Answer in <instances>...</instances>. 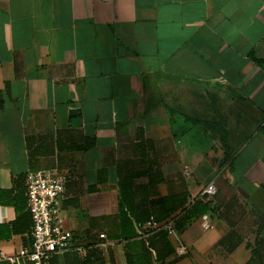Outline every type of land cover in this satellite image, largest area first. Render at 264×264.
Wrapping results in <instances>:
<instances>
[{
  "label": "crops",
  "instance_id": "0c3cea01",
  "mask_svg": "<svg viewBox=\"0 0 264 264\" xmlns=\"http://www.w3.org/2000/svg\"><path fill=\"white\" fill-rule=\"evenodd\" d=\"M36 171L85 249L52 264H264V0H0V264Z\"/></svg>",
  "mask_w": 264,
  "mask_h": 264
},
{
  "label": "built area",
  "instance_id": "2783aa9c",
  "mask_svg": "<svg viewBox=\"0 0 264 264\" xmlns=\"http://www.w3.org/2000/svg\"><path fill=\"white\" fill-rule=\"evenodd\" d=\"M184 173L189 175V168ZM27 201L31 216L32 230L31 242L20 250L16 257L28 260L33 264H52L55 255L76 251L84 255L85 249L74 246V234L64 225L62 213V200L65 192L67 176L52 171H36L27 174ZM214 181L209 182L199 194V198H210L217 194ZM198 198L192 199L193 205ZM204 231L212 229L207 215L202 216L201 222ZM145 226L154 233L165 232L167 235L178 238L174 220L159 222L152 215ZM100 238H106L104 234ZM180 253H186V248L179 241ZM13 260V258H10Z\"/></svg>",
  "mask_w": 264,
  "mask_h": 264
},
{
  "label": "trees",
  "instance_id": "16d2710c",
  "mask_svg": "<svg viewBox=\"0 0 264 264\" xmlns=\"http://www.w3.org/2000/svg\"><path fill=\"white\" fill-rule=\"evenodd\" d=\"M27 179V177H26ZM26 193H27V186H26ZM197 202V201H196ZM196 202L193 205H189V207H186L182 212H187L192 206L196 204ZM16 209L18 211V219L16 226L19 224H23L25 227V232H27L30 236L31 230H32V221H31V216L28 211V201H27V195L25 196V199L22 200L21 206L17 205ZM203 216V215H202ZM150 232H153L150 230ZM159 234L162 232H158ZM165 238V237H163Z\"/></svg>",
  "mask_w": 264,
  "mask_h": 264
},
{
  "label": "water",
  "instance_id": "95a60500",
  "mask_svg": "<svg viewBox=\"0 0 264 264\" xmlns=\"http://www.w3.org/2000/svg\"><path fill=\"white\" fill-rule=\"evenodd\" d=\"M77 122H79V120H78ZM79 123H80V122H79Z\"/></svg>",
  "mask_w": 264,
  "mask_h": 264
}]
</instances>
